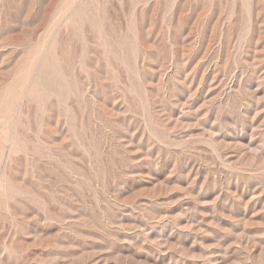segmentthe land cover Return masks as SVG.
Masks as SVG:
<instances>
[{"label": "rangeland", "instance_id": "rangeland-1", "mask_svg": "<svg viewBox=\"0 0 264 264\" xmlns=\"http://www.w3.org/2000/svg\"><path fill=\"white\" fill-rule=\"evenodd\" d=\"M0 264H264V0H0Z\"/></svg>", "mask_w": 264, "mask_h": 264}]
</instances>
